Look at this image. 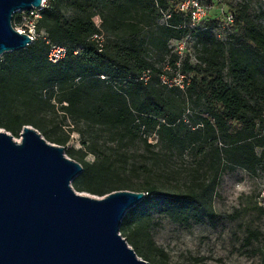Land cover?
<instances>
[{
	"label": "trees",
	"instance_id": "trees-1",
	"mask_svg": "<svg viewBox=\"0 0 264 264\" xmlns=\"http://www.w3.org/2000/svg\"><path fill=\"white\" fill-rule=\"evenodd\" d=\"M184 1L46 0L37 23L43 37L0 56V129L19 139L30 126L62 146L82 167L71 182L76 192L145 193L122 218L119 234L146 262L163 256L150 233L153 217L181 228L215 226L218 174L264 168V0L255 6L205 0L224 6L233 21L207 14L194 28L190 11L179 10ZM19 20L15 13L12 26ZM220 31L227 37L218 38ZM181 41L192 43L195 63L172 47ZM51 46L66 50L56 63L48 60ZM168 70L181 76L178 85L169 82ZM95 128L106 136L103 146L121 149L140 140L154 164L194 157L203 176L192 167L181 182L174 170L151 178V165L129 166L101 152ZM74 133L78 149L68 147ZM151 136L154 145L147 143ZM131 173L143 177L133 183ZM243 237L250 245L263 236L249 229ZM255 251L264 258V245Z\"/></svg>",
	"mask_w": 264,
	"mask_h": 264
},
{
	"label": "water",
	"instance_id": "water-1",
	"mask_svg": "<svg viewBox=\"0 0 264 264\" xmlns=\"http://www.w3.org/2000/svg\"><path fill=\"white\" fill-rule=\"evenodd\" d=\"M41 2L0 0V56L30 44L11 19ZM81 171L34 128L23 127L19 140L0 129V264H149L119 234L145 193L76 192L71 182Z\"/></svg>",
	"mask_w": 264,
	"mask_h": 264
},
{
	"label": "rangeland",
	"instance_id": "rangeland-1",
	"mask_svg": "<svg viewBox=\"0 0 264 264\" xmlns=\"http://www.w3.org/2000/svg\"><path fill=\"white\" fill-rule=\"evenodd\" d=\"M246 1L252 6L259 2ZM201 2L208 8L210 17L224 21L226 10L224 6L205 4V0ZM94 22L98 25L100 21L94 18ZM217 33L220 39L227 37L221 31ZM171 45L180 56L190 55L191 63H195V50L191 42H172ZM168 75L172 78L169 82L178 85L181 80L178 72L168 70ZM93 132L94 136L99 138L101 152L113 158L123 157L129 166L140 162L151 165L149 171L151 178L174 170L180 175L177 179L181 182L183 178L185 180L188 177V171L192 167H200L199 178L203 176L204 167L201 168L202 163H197L194 157L189 155L170 159L166 157L160 164H154L155 161L148 158L150 154H145V146L140 140L128 147L117 149L113 145H102L106 136L99 129L95 128ZM156 142L153 136L147 138L148 144L154 145ZM158 146L159 143L152 149L153 152L158 151ZM68 147L75 149L80 147L79 136L76 133L70 136ZM88 159L91 160V157ZM158 165L160 166L157 167ZM129 166H125V171L129 170ZM131 174L133 183H137L139 178L143 177L136 176L137 173ZM216 180L212 202L219 219L215 226L202 224L181 228L163 217H153L149 226L150 233L154 245L163 251V256H154L152 261H148L149 264H264V258L260 253L253 252V249H261L264 245V168L252 174L241 169L221 171ZM249 229L257 230L263 237H258V240L252 239L251 244L246 245L244 241L246 237L243 236Z\"/></svg>",
	"mask_w": 264,
	"mask_h": 264
},
{
	"label": "built area",
	"instance_id": "built-area-1",
	"mask_svg": "<svg viewBox=\"0 0 264 264\" xmlns=\"http://www.w3.org/2000/svg\"><path fill=\"white\" fill-rule=\"evenodd\" d=\"M46 0H42L41 7L39 9H32L30 11H21L16 14L19 15V22L13 27L19 34H24L30 39V43L43 37V33L37 29V23L40 19V12L45 8ZM180 11H190V27L194 28L201 24L203 19L207 17L208 8L202 5L196 0H186L180 7ZM226 24L233 21L232 15L225 17ZM65 48L58 46H51L48 53V60L52 63H56L62 59L65 55Z\"/></svg>",
	"mask_w": 264,
	"mask_h": 264
}]
</instances>
